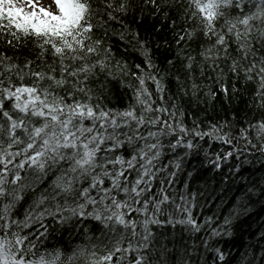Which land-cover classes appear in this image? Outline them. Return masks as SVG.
<instances>
[{"label":"snow or ice","instance_id":"6c2138e0","mask_svg":"<svg viewBox=\"0 0 264 264\" xmlns=\"http://www.w3.org/2000/svg\"><path fill=\"white\" fill-rule=\"evenodd\" d=\"M258 205L264 0H0V264H264Z\"/></svg>","mask_w":264,"mask_h":264},{"label":"trees","instance_id":"16d2710c","mask_svg":"<svg viewBox=\"0 0 264 264\" xmlns=\"http://www.w3.org/2000/svg\"><path fill=\"white\" fill-rule=\"evenodd\" d=\"M156 23V21H149L148 26L150 28L151 24ZM157 38H159V33H153ZM162 50L157 51L156 56L159 58V61L163 60V56L161 55ZM158 61V62H159ZM174 90V89H173ZM130 93L125 94V90H121V93L119 95H113L112 97V105L120 106L122 104H126L128 101ZM110 105V106H112ZM203 107V105H201ZM191 115V113H190ZM224 116V108L217 104L215 109H213L211 106H209L207 113L201 112L200 113V118L207 120L210 118H220ZM249 223L252 225V231H255L256 227L264 223V212L261 211L260 206L258 205L256 208V215L253 216L250 220ZM244 231H248V225L245 224L244 226Z\"/></svg>","mask_w":264,"mask_h":264},{"label":"rangeland","instance_id":"374dc122","mask_svg":"<svg viewBox=\"0 0 264 264\" xmlns=\"http://www.w3.org/2000/svg\"><path fill=\"white\" fill-rule=\"evenodd\" d=\"M44 2H46V0H44Z\"/></svg>","mask_w":264,"mask_h":264}]
</instances>
